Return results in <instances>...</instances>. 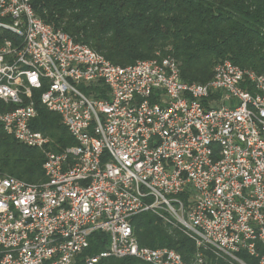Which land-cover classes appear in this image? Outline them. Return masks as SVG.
<instances>
[{"label":"built area","instance_id":"obj_1","mask_svg":"<svg viewBox=\"0 0 264 264\" xmlns=\"http://www.w3.org/2000/svg\"><path fill=\"white\" fill-rule=\"evenodd\" d=\"M36 93L73 145L33 128ZM0 128L45 155L44 181L0 172V264H205V250L264 264V72L224 59L198 83L172 56L117 65L33 0H0ZM145 212L180 227L193 260L141 246ZM97 231L108 249L83 255Z\"/></svg>","mask_w":264,"mask_h":264},{"label":"trees","instance_id":"obj_2","mask_svg":"<svg viewBox=\"0 0 264 264\" xmlns=\"http://www.w3.org/2000/svg\"><path fill=\"white\" fill-rule=\"evenodd\" d=\"M37 15L117 65L138 60L175 57L187 82H207L218 62L264 72V0H33ZM38 116L33 128L62 151L75 140L61 116L48 110L36 93ZM44 152L16 141L0 128V172L28 182L45 180ZM141 246L169 247L193 260L196 243L180 227L165 225L150 212L133 218ZM109 235L97 231L83 255L108 249ZM205 264H235L205 250ZM134 258H102L97 264H133ZM249 264L255 259L246 257Z\"/></svg>","mask_w":264,"mask_h":264}]
</instances>
